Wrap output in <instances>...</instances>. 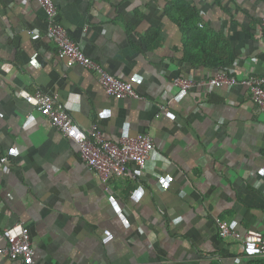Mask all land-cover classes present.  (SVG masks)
<instances>
[{"label":"crops","instance_id":"crops-1","mask_svg":"<svg viewBox=\"0 0 264 264\" xmlns=\"http://www.w3.org/2000/svg\"><path fill=\"white\" fill-rule=\"evenodd\" d=\"M54 2L69 35L139 97L116 99L59 58L39 0H0V246L23 221L34 264H264L218 226L264 231V112L242 82L264 75V0ZM222 68L238 83L206 80ZM181 75L194 84L179 96ZM22 90L57 94L109 140L150 134L145 173L130 164L103 181Z\"/></svg>","mask_w":264,"mask_h":264},{"label":"built area","instance_id":"built-area-1","mask_svg":"<svg viewBox=\"0 0 264 264\" xmlns=\"http://www.w3.org/2000/svg\"><path fill=\"white\" fill-rule=\"evenodd\" d=\"M39 1L47 13L48 35L57 44L59 58L65 60L68 66L80 64L93 70L105 92L116 99L139 97V93L128 77L116 75L108 70L99 61L89 56L69 35L67 29L57 20L58 9L54 0ZM261 24L264 27V17ZM251 60L254 61V58ZM206 80L216 87L232 86L238 83L236 74L225 68ZM242 82L247 85L251 99L264 112V75L250 74ZM193 84L191 78L182 75L174 78V86L179 88V96L187 93ZM20 95L46 114L57 130L78 145L80 156L88 169L98 173L103 181L125 175L130 169V164L136 165L141 172L145 173L156 149L150 134L141 132L134 137L126 136L119 141H112L107 139L96 126L90 129L82 128L57 94L22 90ZM9 159L10 157L2 154L0 149V170ZM218 226L222 236H233L243 242L245 255L264 257V231L252 229L240 232L222 220L218 221ZM2 234L6 243L0 246V256L20 260L23 264L35 263V249L31 241L30 227L26 222L20 221L7 226Z\"/></svg>","mask_w":264,"mask_h":264},{"label":"trees","instance_id":"trees-1","mask_svg":"<svg viewBox=\"0 0 264 264\" xmlns=\"http://www.w3.org/2000/svg\"><path fill=\"white\" fill-rule=\"evenodd\" d=\"M175 4H176V3H171V6H175ZM183 7H184L183 5H179V6H178V8H180V9L183 8ZM185 8H187V7H185ZM187 10L191 11V10L188 9V8H187ZM185 11H186V9H185ZM191 12H192V11H191Z\"/></svg>","mask_w":264,"mask_h":264}]
</instances>
